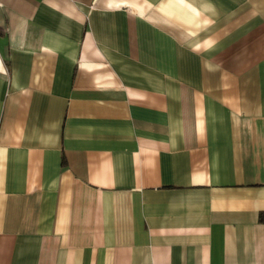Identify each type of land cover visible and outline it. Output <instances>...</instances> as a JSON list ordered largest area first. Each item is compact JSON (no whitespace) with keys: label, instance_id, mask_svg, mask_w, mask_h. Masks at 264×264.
<instances>
[{"label":"crops","instance_id":"0c3cea01","mask_svg":"<svg viewBox=\"0 0 264 264\" xmlns=\"http://www.w3.org/2000/svg\"><path fill=\"white\" fill-rule=\"evenodd\" d=\"M264 0H0V264H264Z\"/></svg>","mask_w":264,"mask_h":264},{"label":"trees","instance_id":"16d2710c","mask_svg":"<svg viewBox=\"0 0 264 264\" xmlns=\"http://www.w3.org/2000/svg\"><path fill=\"white\" fill-rule=\"evenodd\" d=\"M259 220H260L261 222H264V212L260 213V215H259Z\"/></svg>","mask_w":264,"mask_h":264}]
</instances>
